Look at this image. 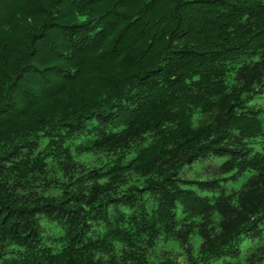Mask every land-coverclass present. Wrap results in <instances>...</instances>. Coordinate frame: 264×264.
Listing matches in <instances>:
<instances>
[{"label": "trees", "instance_id": "16d2710c", "mask_svg": "<svg viewBox=\"0 0 264 264\" xmlns=\"http://www.w3.org/2000/svg\"><path fill=\"white\" fill-rule=\"evenodd\" d=\"M263 234L264 0H0V264H264Z\"/></svg>", "mask_w": 264, "mask_h": 264}, {"label": "rangeland", "instance_id": "374dc122", "mask_svg": "<svg viewBox=\"0 0 264 264\" xmlns=\"http://www.w3.org/2000/svg\"><path fill=\"white\" fill-rule=\"evenodd\" d=\"M263 100V99H262ZM262 100H258V102H261ZM219 160L215 159V158H209V159H203L199 162H195L193 165L186 167L183 171V175L190 177V178H202L204 176H206L207 174H209V172L213 170L214 166L217 164ZM264 235V234H263ZM256 241L254 240H245L242 243V248H243V253L245 252V250H247V248L255 243ZM173 250L170 252V256H173L176 258L177 261H184V256H183V252L181 251L179 246L173 245L172 246ZM166 247H163L162 245H160L159 248V253L161 256L165 255V253H162V249H164ZM264 260V259H262ZM264 263V261L262 262Z\"/></svg>", "mask_w": 264, "mask_h": 264}]
</instances>
